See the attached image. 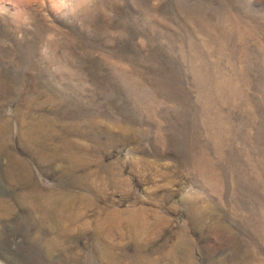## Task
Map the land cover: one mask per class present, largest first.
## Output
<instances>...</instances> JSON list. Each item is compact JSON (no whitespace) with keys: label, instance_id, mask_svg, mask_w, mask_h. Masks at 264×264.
Masks as SVG:
<instances>
[{"label":"rangeland","instance_id":"rangeland-1","mask_svg":"<svg viewBox=\"0 0 264 264\" xmlns=\"http://www.w3.org/2000/svg\"><path fill=\"white\" fill-rule=\"evenodd\" d=\"M0 264H264V0H0Z\"/></svg>","mask_w":264,"mask_h":264}]
</instances>
